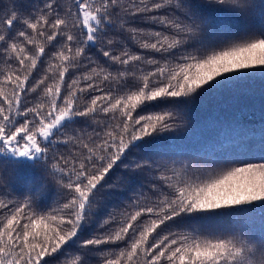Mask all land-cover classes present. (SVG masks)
I'll return each instance as SVG.
<instances>
[{"label":"snow or ice","instance_id":"snow-or-ice-1","mask_svg":"<svg viewBox=\"0 0 264 264\" xmlns=\"http://www.w3.org/2000/svg\"><path fill=\"white\" fill-rule=\"evenodd\" d=\"M0 63L11 87L0 90V167L39 165L60 194L38 211L43 185L15 199L0 174V264H93L108 244L118 247L103 264H264V127L236 122V141L211 157L174 150L168 135L201 97L264 82V0L13 3ZM42 85L46 102L27 106ZM151 102L159 111L137 113Z\"/></svg>","mask_w":264,"mask_h":264},{"label":"trees","instance_id":"trees-1","mask_svg":"<svg viewBox=\"0 0 264 264\" xmlns=\"http://www.w3.org/2000/svg\"><path fill=\"white\" fill-rule=\"evenodd\" d=\"M62 7L67 8L71 4V0H59ZM17 3L23 5L24 9L31 11L35 6L42 3V0H0V15L8 13L11 5ZM145 28H156V25L142 24ZM19 27V25L17 26ZM237 27V25H232ZM13 31H16L14 29ZM30 31V30H29ZM119 39V37H117ZM128 45L135 52L144 53V50L137 45L132 44L131 40L125 37ZM123 43V42H122ZM35 52V48L32 49ZM51 55V53H49ZM48 69V57L38 66L34 75L38 79L45 75ZM7 65L0 63V71H6ZM35 81H33L34 83ZM58 82V81H57ZM70 82V78H69ZM52 80L46 81V84L51 85ZM250 91L246 95H242L237 99L231 98L228 94H218L215 96L201 97L190 108L188 116L180 114L178 116L176 131L168 135L177 137L173 142V149L179 150L182 153H189L193 155L203 156L205 153L211 157L214 153H223L226 149H230L231 145L236 141L238 129L235 128L236 122H240L249 128L264 127L260 124L264 121V82H256L252 85H246ZM44 86L38 93L26 94L25 104L27 106H34L37 103L46 102ZM0 90L4 94H11L10 86H0ZM95 93H93L94 95ZM159 102H151L147 107H138L137 113L146 114L150 111H159L156 107ZM77 129L85 127L83 120L75 126ZM90 131V129H88ZM63 150V146H61ZM51 153L49 154V158ZM222 166V165H221ZM0 174L4 179L15 186L17 193L14 194L15 199L27 198L33 193L25 189L26 184L43 185L46 191L40 195L34 204L38 211H51L52 208L57 206V201L60 199V194L54 184L47 183L43 178L41 167L37 165L31 169H21L18 172L14 171L11 167H0ZM119 177H117L118 179ZM137 182H143V178L138 177ZM10 190V189H9ZM122 190V189H121ZM128 195H131L129 193ZM127 205V200L124 201ZM130 210V209H129ZM111 211L117 218V221L124 219L125 208H112ZM103 218H101L102 221ZM147 219V217H145ZM112 230L116 229V224L111 225ZM86 231L81 235V239L89 238L91 235H98L100 232V222L91 223L86 225ZM169 228L163 227L161 234L169 231ZM174 230V229H172ZM257 234L259 230L257 228ZM117 245H101V248L106 249L103 253H95L93 264H103L104 258L109 255V252L117 249ZM71 264V262H69ZM137 264H143L142 258L137 261Z\"/></svg>","mask_w":264,"mask_h":264}]
</instances>
